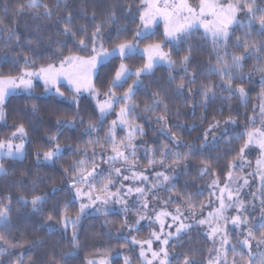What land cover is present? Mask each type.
<instances>
[{
    "label": "snow or ice",
    "instance_id": "snow-or-ice-1",
    "mask_svg": "<svg viewBox=\"0 0 264 264\" xmlns=\"http://www.w3.org/2000/svg\"><path fill=\"white\" fill-rule=\"evenodd\" d=\"M61 0H57L56 7H60ZM264 3V0H261ZM71 6V5H67ZM42 7L43 13H36L34 18L40 15L51 20L52 10L40 0H27L26 3L17 6V13H23L25 9H35ZM8 5H5L7 11ZM139 12V27L133 34V39L123 40L115 43L111 48L105 46L106 41L113 39L112 32H105L107 24L116 23V14L113 11L107 19L96 23L95 12L87 16L93 30L89 33L88 28L81 25L74 28L73 14L69 13L65 17L57 18L55 21L57 27L53 29L55 33L62 36L63 39L53 40L50 36L44 37L39 34V27L35 30L32 38H26L23 47L27 48L32 56H24L18 61H13L12 66L14 74L0 73V121L5 120V107L7 106L10 94L21 90L29 97L33 95L32 89L36 83L43 87V93L61 99H66L65 93L61 88L67 85V90L72 93V103L77 107V116H79V104L84 93L88 98L95 101V112H98V123H88L84 129V134L92 136L103 125L109 115H114L107 131L103 137V143L99 137L90 140L89 146L84 148L77 147L76 152L82 158L73 161L68 169H64V174H71L70 179L65 181L70 196L62 203L54 201L51 210L47 215L46 221L42 227H46L49 233L60 231L52 223L54 217H58L57 223L60 224L63 233L66 234L71 227V243L74 251L64 254V258L76 255L78 249V233L76 231L86 210L95 207L97 204L104 206L109 203L121 205V211L127 213L129 210L139 206L143 214L138 215L137 219L129 223L127 215L124 217L123 226L131 233L139 231L142 227V221H148L151 225H158V230L153 228L148 237L138 240L135 237L129 238L126 235H119L117 239H123L126 243L140 248L139 258L142 264H172L173 258L179 261L180 257H172L169 254L168 246L171 241L179 240L183 234L188 232L194 221L198 226H207L205 238L212 242L209 251L207 264H238L236 257L242 260L247 256L246 264H264V93L261 94L260 126L256 127V118H250L253 125L250 129L240 132L239 136L230 139H241L243 144L238 149L237 158L226 165V171L223 172V180L220 175L212 170L210 164L201 161L199 174L201 176L211 175L212 181L207 186L209 188V199L206 203H196L193 194L176 193L175 199L182 202V207L177 206L173 211L168 210V205L174 200L173 196L160 200L158 192H175L176 176L169 175L168 172H175L181 167H187L185 161L196 153L203 154L204 150L217 142V137L213 129L219 127L220 121L213 118V122L205 129L202 137V143L198 146L192 143L185 144L175 133L171 132L169 127L168 104L165 103L166 97L162 94L163 89H158L151 94V103L144 104L143 108L137 102L135 97L141 90L144 83V77L151 76L159 66H166L170 71L168 75V84H173L176 76L174 71H183L184 75L180 77V83L175 85V94L184 97L185 90L188 94H194L196 90L187 87L196 83L197 76L189 72V65L192 60L191 46L188 53L180 57L179 68L177 61L173 60L172 52L165 51L164 45L170 44L175 48L187 40L194 31L203 29V37L211 38L213 50L215 52L216 64L209 65L207 71L220 77L222 83L202 85L198 94L202 97L201 106L216 98L217 89L227 92L228 98L239 96L247 103L244 87L233 88L232 82L236 79L243 80L245 77L237 70L243 68V62L252 56L260 59V54L264 53V7L257 3V0H199L198 4H191L189 0H139V6L135 9ZM133 8L129 6L127 12L131 15ZM259 14V15H257ZM158 18L164 21V41L147 43L141 49V41L150 39L155 35L153 26L158 23ZM61 19L64 21L63 28H60ZM126 29H116V39L119 40V34ZM242 32V35L235 36L236 31ZM260 37L259 40L250 39L253 32ZM2 32V29H0ZM22 33L13 30L8 34V40L12 41L15 37L17 46H20ZM48 43L45 44L44 40ZM35 43V46H31ZM53 45H56L53 48ZM71 45V47H69ZM235 49H243L242 54H236L229 51V46ZM31 46V47H30ZM67 53V54H65ZM222 53V54H221ZM47 54V58H46ZM139 54L144 63L133 70L127 63L131 56ZM231 60H228V57ZM120 60L115 66L114 73L110 78L105 76L101 79V70L108 67L114 60ZM41 61V62H38ZM4 62H7L6 57ZM22 65V66H20ZM264 73V66L257 69ZM249 78L251 73L248 74ZM132 83L128 84L129 79ZM106 81V82H105ZM99 82V87H97ZM261 83L264 84V75L261 76ZM128 85L126 90L118 94V90ZM103 89V91H101ZM146 92V90H145ZM193 104V109L195 108ZM118 107V110H117ZM162 108V115L155 116V123L160 124L156 129L160 135H163L171 144H164L161 147L152 149L137 143V136H144L146 132L144 126L137 123V120L143 119L145 123H151L149 116L141 117L140 113H153ZM32 111L36 112L35 105ZM255 111V108H254ZM179 116V112L176 113ZM58 128H75L76 120H57ZM83 124V118L80 119ZM226 124H234L235 120L229 117ZM174 128H195V125H183L180 123L172 124ZM247 127V126H246ZM125 132L120 136L119 132ZM228 129H225L227 132ZM209 133H212V139L209 140ZM57 136L49 138V143L53 147L42 153L43 162H54L65 150L60 144L55 143ZM19 140V143L15 141ZM27 141V132L23 124L15 126L13 131L6 138L0 139V161L5 158L11 160L23 159L25 156V147ZM230 142V140L228 141ZM108 145V147H105ZM143 147L144 157L147 159L148 168L153 169L151 177L146 173L147 169H140L138 164L137 152ZM99 148V153L96 149ZM184 148L186 151H174L173 149ZM256 148L260 152V157L256 160V171L247 173L244 177L236 176L234 170L244 167L246 153H251ZM151 153V155H149ZM159 154V158H157ZM37 162L40 163L41 152L35 153ZM97 157L103 164L109 165V168H101L96 162ZM170 160L171 164L165 161ZM120 166L117 167L116 165ZM88 165H91L89 168ZM160 165L162 170H155V166ZM248 167H251L249 162ZM107 173V175H105ZM129 173V174H125ZM7 169L3 162H0V175H7ZM260 176L261 191L259 197L256 193H250L253 200H260L261 214L259 217L251 215L255 210V204L250 210L241 193L245 186L249 185L248 176ZM242 181V183H241ZM124 182H130L125 184ZM99 183V187H97ZM119 184V187H117ZM115 188V191L112 189ZM53 187L49 195H54L61 191ZM202 190H197L195 195L202 196ZM49 195H33L31 199L19 197L18 203L25 208L30 204L32 213H40L47 202ZM149 196L157 199L158 205H152ZM130 201V198H133ZM79 204L75 215L70 214L69 209ZM157 206L159 210H157ZM211 207V210L204 215V209ZM11 197L0 200V227H11L9 223L11 213ZM197 209H199L201 218L196 219ZM97 212L102 208L96 207ZM229 210L234 212L228 215ZM104 214L108 213L107 208H103ZM151 213V214H149ZM229 225L237 230L236 235L242 237L235 244L229 239ZM168 231H165V229ZM174 229V231L172 230ZM258 234V235H257ZM112 238V237H110ZM159 242V247L154 249V243ZM42 243V241H33L32 247ZM0 235V256L9 253L8 249L15 247ZM229 253L232 259H228ZM16 264H25L24 253L15 254ZM0 264L7 262L0 260ZM54 264V262H53ZM86 264H106L105 260L97 261L89 259ZM125 264H130L128 258H125ZM183 264H201L200 261L192 259L190 256L183 257Z\"/></svg>",
    "mask_w": 264,
    "mask_h": 264
},
{
    "label": "trees",
    "instance_id": "trees-1",
    "mask_svg": "<svg viewBox=\"0 0 264 264\" xmlns=\"http://www.w3.org/2000/svg\"><path fill=\"white\" fill-rule=\"evenodd\" d=\"M26 2L27 0H0V29H2V32H0V73L8 74L12 72L14 74L12 62L18 61L24 56H32V53L23 47V44L26 38H32L38 27L39 34L44 37L50 36L53 40L63 39L53 29L57 27L55 23L57 18L65 17L69 13L73 14L74 17L72 22L74 28L83 25L88 28L90 33L93 28L91 22L86 20L87 16H91L95 12L96 23H100L115 11L117 17L116 23H109L104 29L105 32L110 31L113 34V39L105 42V46L109 48L119 41L133 39L134 32L140 26L139 12L135 10L139 6V0H61L59 8L56 7L57 0H40L41 4L47 5L52 10L53 16L51 20L43 17V15H40L38 19L34 18L36 13H43L44 9L42 7L25 9L23 13L18 14L17 6ZM198 2L199 0H189L191 4H198ZM257 3L261 7H264V3H261V0H257ZM5 5H8L7 11H5ZM129 6L133 8L131 15L127 12ZM63 25L64 21L61 19L59 27L63 28ZM117 28L126 29L119 34V40L116 39ZM13 30L23 34L20 46H17L15 37H13L12 41L8 40V34ZM153 31L155 35L151 36L150 39L141 41L139 44L140 48H143L147 43L164 41L161 25L157 24ZM240 35H242V32L238 30L233 38ZM250 39L259 40L260 37L254 31ZM44 43L47 44L48 40L45 39ZM31 46H35V43ZM189 46H191L192 55L189 72L194 73L197 79L195 84L188 85L187 87L196 90V92L188 94L186 89L185 95L187 99L177 96L175 94V85L180 83V77L184 75L183 71H174L172 73L176 76V80L170 85L168 84L170 70L166 66H159L151 76L143 78L144 83L134 98L135 102L139 103L141 108H143L144 104L151 103L150 97L153 92L163 89L162 94L166 97L165 103L168 104L169 108L168 123L170 130L185 144L192 143L198 146L202 143L203 133L208 128V125L213 122V118L220 121L221 124L231 117L235 120V123L233 124V128L228 129L227 132L224 131L217 137V142L210 144L203 154L196 153L189 157L185 161L187 164L186 168L181 167L175 172H168L169 175L176 176V190L171 193L160 190L158 197L161 195L164 199H167L168 196H173V202L168 205L169 211H173L178 205L182 207V202L175 199L176 193H191L196 203H206L209 199L210 191L207 186L211 183L212 176H201L199 174L201 161L210 164L212 170L219 174L220 179L223 180V172L226 171V165L237 158L238 149L243 144V140L241 139L230 138L239 136L240 132L253 127L250 118H256V127L260 126L259 121L261 119L259 105L262 102L260 99L261 94L264 93V84L261 83V76L264 73H261L257 69L264 66V53L260 54L259 60L256 56H252L244 61L243 68L237 70V72L242 73L245 78L243 80L238 78L232 82L233 88H245L247 103H244L238 95L232 96L229 99L227 92L217 89L216 98L202 107V97L198 94L200 87L209 83H222L218 75L210 74L207 71L209 65L215 66L216 64L211 38L205 39L202 33L197 30L178 49L173 45L165 44L164 50H171V58L177 61V68H179V59L188 53ZM55 47L56 45H53V48ZM229 51L236 54L243 53V49H235L231 45L229 46ZM5 57L7 62H4ZM228 60H231L230 56ZM119 63L120 60L117 59L112 61L108 67L103 68L101 70V79L105 76L110 78L111 74L114 73L115 66ZM125 63L135 70V68L144 63V60L140 55H133ZM249 73H251L250 78L248 76ZM132 79L134 77L129 79L128 84L132 83ZM127 86L126 84L124 88L119 89L118 94L126 90ZM97 87H99V82H97ZM61 91L65 93L66 99L48 94L42 95L43 87L41 84L36 83L32 89L33 95L31 97L27 94L10 95L7 106L4 109L5 120L0 125V139L6 138L15 131V126L23 124L27 132V141L30 143L26 142V154L22 160L5 158L3 161H0L4 163L8 173L7 175H0V200H4V198L10 196L12 205L9 219L11 227H0V235H3L5 240L10 244L16 245L8 249V252L13 253V255L6 253L0 256V260L7 262V264H16L17 257L15 254L24 253L25 264H53V262L54 264H86L87 260L99 257H111L110 264H123L122 258L114 257L115 255L122 254L128 258L130 264H140L138 263L139 256L133 245L126 243L123 239L116 238L119 235H126L130 239L131 237L140 240L145 239L148 233L146 225L142 224L139 231H132L131 233L123 226L125 215H127L129 223L136 220L133 214L138 212L136 209H131L127 213H124L120 210L121 208H111L108 209L107 214H104L103 211L84 214L76 229L78 233L76 255L66 259L64 258V254L74 251L71 243V227L64 234L60 224L56 222L58 217H54L52 223L60 231L49 233L46 227L41 226L45 223L53 202L60 201L62 203L70 196L67 187H65V181L70 179L71 174L69 173L66 176L64 169L70 168L73 161L82 158L76 152L77 147L84 148L85 146H89L88 142L97 137L103 143V137L108 125L115 118L114 115H109L104 125L97 132L93 133L92 136H88L84 134V129L88 123H98L97 118L99 114L94 111L95 104L93 100L84 95L80 100L79 116H77V107L72 103V93L67 90V86L61 88ZM193 104L196 105L194 109ZM33 105L37 108L36 112L32 111ZM177 112H179V116L176 115ZM162 114V108L157 109L153 113H140L141 117L149 116L152 119L151 123H145L143 119L137 120V123L144 126L146 132V135L142 136L143 139L140 142L143 146L155 149L168 144L171 147L169 141L163 135H160L158 131H155L161 126L155 123V116ZM74 118L76 120L75 128L57 127V120L72 121ZM81 118H83V124L80 123ZM175 123L195 125L196 127H185L183 129L171 127ZM123 133V131L119 132L118 139L120 136H123ZM52 136L58 137L55 143L60 144L65 150L52 163H37L35 153L40 151L42 154L53 147L54 144L48 142ZM229 140L230 142H228ZM105 147H108V145H105ZM173 150L186 151L184 148ZM96 151L99 153L100 149L97 148ZM137 157L139 158V167L147 169L146 174L151 177L153 169L146 168L148 163L147 159L143 158V147L137 152ZM157 158H159V154H157ZM96 162L99 165L103 164L100 162L99 157H97ZM165 163L170 165L171 161L167 160ZM88 167L90 168L91 165H88ZM155 170H162L161 166L156 165ZM53 187L62 190L56 192L54 195H49ZM197 190H202L204 194L202 196L195 195ZM33 195H49L40 213H32L30 204L25 208L18 203L19 197L31 199ZM77 209L78 205L76 204L69 209L70 214L75 215ZM198 214L199 209H197ZM239 238L241 237L235 233L229 234V239L233 244ZM37 240L42 241V243L32 247V242ZM211 246V242L203 235L202 229L195 225L183 234L179 240L171 241L168 251L170 256L180 257L179 261L173 258L172 264H183V257L185 255L200 261L201 264H207L209 258L208 250ZM232 258V254L229 253L228 259L231 260ZM236 259L238 264H246L247 256L243 260L240 257H236Z\"/></svg>",
    "mask_w": 264,
    "mask_h": 264
},
{
    "label": "rangeland",
    "instance_id": "rangeland-1",
    "mask_svg": "<svg viewBox=\"0 0 264 264\" xmlns=\"http://www.w3.org/2000/svg\"><path fill=\"white\" fill-rule=\"evenodd\" d=\"M157 24H159V25L162 26V29H163V32H164V21L162 19H159L158 18V23ZM156 25L153 26V29H154V27ZM139 27H141V25ZM198 31H200L201 33H203V29L202 28L199 29ZM136 55H139V54H136ZM65 86H67V85L65 84ZM15 94H26V93H24L21 90H17L15 93H12L10 95H15ZM84 95H87L88 96L87 93H84ZM93 102L95 104V101H93ZM1 124H3V121H0V125ZM231 128H233V124L221 123L219 125V127L213 129V133H215L216 137H219L225 131V129H231ZM122 135L124 136L125 135V132ZM142 139H143V137L137 136L136 142L139 144ZM211 139H212V133H209V140H211ZM15 142L16 143H19L20 141L17 140ZM259 157H260V152L258 151V149L253 148L250 154L249 153H246V155H245L244 167L242 169H240V168L235 169L234 170V174L236 176L244 177L247 173L255 172L257 170L256 169V163L255 162H256V160ZM6 159H8V158H6ZM35 160L37 162V158L36 157H35ZM40 160H41L40 163H45V162H43V156H42V154H41ZM249 162L252 165L251 167H248L247 166ZM48 163H52V162H48ZM116 166L119 167L120 165L117 164ZM100 167L101 168H109V165L102 164V165H100ZM146 168H148V166ZM140 169H145V168H140L139 167L137 170H140ZM125 174H129V173H125ZM105 175H107V173H105ZM247 178L249 179V185L248 186H245L243 188V191L241 193V197H242V199H244L245 203L248 205V207H249L250 210L252 209V205L255 204V210L254 211H251V215L252 216H255V217H259L260 214H261L260 200L259 199L253 200V198L250 195V193H256L257 196L259 197V194H260V191H261V187H260L261 186L260 176L259 175H256L255 177L248 176ZM124 183L127 184V183H130V182H124ZM241 183H242V181H241ZM96 186L99 187V183H97ZM117 187H119V184H117ZM112 191H115V188H113ZM159 198H160L161 201L164 200V198L161 195L159 196ZM131 199H134V197L133 198H130V201H131ZM149 199H150L152 205H158L157 199L154 198V200H152V197L151 196H149ZM77 205L79 207V204L78 203H77ZM96 207L102 208V211H103V208H107V209H111V208L119 209V208H121V205H117V204H114V203H109L108 205L101 206V205L97 204L95 207L86 210L85 214L97 212L95 210ZM135 209L138 210V212H135L133 214L135 215V218L137 219L138 215L143 214V212L139 209V206H137L136 208H134V210ZM157 210H159V207L158 206H157ZM210 210H211V207L204 209V215H207V212L210 211ZM149 214H151V213H149ZM233 214H234V212L232 210H229L228 215H233ZM199 218H201L200 212L197 215L196 219H199ZM188 222H192L193 223V226L196 225L194 223V221H188ZM141 224L146 225V227H148V233H147L145 239L148 237L149 233L153 230V228H156L158 230V227H159L158 225H151V224H149L148 221H142ZM196 226H198V225H196ZM199 227L202 229L203 233H206L207 226H199ZM172 230L174 231V229H172ZM165 231H168V229L166 228ZM236 231L237 230L232 229V226L229 225V234H231V233H235L236 234ZM239 239H242V237L239 238ZM138 240H140V239H138ZM211 245H212V242H211ZM159 246H160L159 245V242H156L153 245L154 249L158 248ZM133 247H134V249L136 250V253L139 256V251H140L139 246L138 245H136V246L133 245ZM261 251H264V246L261 247ZM114 257L122 258V260H123L122 262H123V264H125V258H127L126 256H124L122 254H118V255H115ZM95 260H97V261L105 260L106 261V264H110L111 257H99V258H95ZM138 263L142 264V261H141L140 258H139V262Z\"/></svg>",
    "mask_w": 264,
    "mask_h": 264
}]
</instances>
